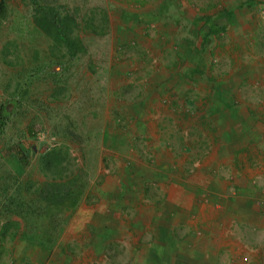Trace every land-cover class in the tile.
<instances>
[{"label":"rangeland","instance_id":"374dc122","mask_svg":"<svg viewBox=\"0 0 264 264\" xmlns=\"http://www.w3.org/2000/svg\"><path fill=\"white\" fill-rule=\"evenodd\" d=\"M5 7L0 264H264V0Z\"/></svg>","mask_w":264,"mask_h":264},{"label":"crops","instance_id":"0c3cea01","mask_svg":"<svg viewBox=\"0 0 264 264\" xmlns=\"http://www.w3.org/2000/svg\"><path fill=\"white\" fill-rule=\"evenodd\" d=\"M220 119V117H219ZM228 126H222V129L226 130ZM142 131H145L147 130V128L144 126L143 128H140ZM145 129V130H144ZM154 130V128H153ZM150 132L151 136H156V133L155 131ZM149 132V131H148ZM219 152V151H218ZM234 152V150H230L229 151V154H232ZM216 153V151H215ZM215 153L209 157L205 163L203 164H199L197 165L200 169L199 173H197L196 175V178H195V181L197 182H204L206 181V176L209 171V169H206V166L207 165H212L213 163L214 164H217V165H220L222 164V162H225L226 161V157L222 156L220 158H217V156L215 155ZM170 184L168 186V191H169V200L173 199L176 194L178 193H181L182 192V186L184 185L185 181L178 178L175 175H171V178H170ZM222 189V188H221ZM215 191H218L220 192L218 189H216ZM193 201V195H188V208H191V203ZM242 204V205H241ZM244 207V208H242ZM202 209H203V206H202ZM206 208L203 209L202 211V214L204 213ZM259 210L258 206H256L255 204L251 203V202H248L247 201H243L239 198V200H237L235 203H230L227 208H226V213H225V216L226 218L229 220V219H237V220H241L242 218H245L247 217L248 215H251V217H255L258 215L257 211ZM206 214V212L204 213V215ZM203 215V216H204ZM212 215L215 217L217 214H213ZM137 225H140L142 222H144V218L142 216H140L139 220L137 219ZM159 228V232H162V233H165L166 232V229L163 228L162 225H159L158 226ZM164 235V234H162ZM206 243V241H204ZM213 256H215V254H213L212 252H208V260L209 259H212Z\"/></svg>","mask_w":264,"mask_h":264},{"label":"trees","instance_id":"16d2710c","mask_svg":"<svg viewBox=\"0 0 264 264\" xmlns=\"http://www.w3.org/2000/svg\"><path fill=\"white\" fill-rule=\"evenodd\" d=\"M5 3L6 0H0V15L5 12ZM65 20L66 19L60 17L56 13L52 14L50 12H45L40 18L36 20V22L40 27L43 28L45 32L54 35L56 39H60ZM9 120L10 117H8L7 112L3 109L2 106L0 108V135L4 132ZM51 161H54V159L51 158Z\"/></svg>","mask_w":264,"mask_h":264},{"label":"bare ground","instance_id":"6f19581e","mask_svg":"<svg viewBox=\"0 0 264 264\" xmlns=\"http://www.w3.org/2000/svg\"><path fill=\"white\" fill-rule=\"evenodd\" d=\"M242 205V204H241ZM242 208H244V207H242Z\"/></svg>","mask_w":264,"mask_h":264}]
</instances>
